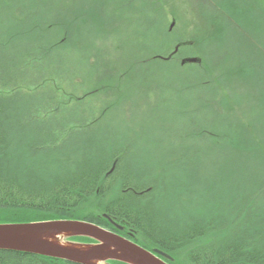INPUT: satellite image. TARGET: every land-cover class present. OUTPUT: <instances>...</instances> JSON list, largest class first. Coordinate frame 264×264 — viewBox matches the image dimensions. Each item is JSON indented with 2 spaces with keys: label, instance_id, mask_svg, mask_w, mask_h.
<instances>
[{
  "label": "trees",
  "instance_id": "1",
  "mask_svg": "<svg viewBox=\"0 0 264 264\" xmlns=\"http://www.w3.org/2000/svg\"><path fill=\"white\" fill-rule=\"evenodd\" d=\"M0 4L9 7L13 2L0 0ZM135 7L136 15L143 22L139 31L145 53L143 59L125 62L119 55L114 56L116 48L98 44L99 51L112 49V58H108L102 68L108 76L97 73L91 87L85 80V86L83 82L79 86L75 84L73 74L77 72L66 71L65 74L62 71L66 67V57L63 62L59 60L60 63L47 62L57 57V51L65 54V49L68 50L67 35L47 41L42 36L44 30L53 29L56 24L28 21L23 17L20 23H11L8 18L0 22V41L6 39L3 44L12 48L7 53V46L0 44V224L82 220L101 225L108 224L107 218H110L142 232L149 240L140 238L139 242L146 248L154 246L170 255L171 264H264L263 181L254 186L239 183L236 162L227 164L226 159L219 169V163L215 164L214 160L221 158L213 157L211 167L218 170L209 171L202 182L198 179L199 172L209 155L204 159L200 151H192L193 156H190L188 147L179 142L167 150L169 164L175 161L170 164L172 167L186 170L189 182L198 190H186V183H174V178L170 184L166 178L158 179L169 178L170 172L162 173L161 169L165 168H156V179L146 168L133 171L136 156L127 141L121 137L118 141L119 135L110 117L112 109L120 106L121 101L100 102L101 97L97 96L109 87L120 86L135 66L168 58L172 52L158 53L152 43L156 44V37L151 35L152 21L156 22V0H142ZM235 9L240 10L239 7ZM211 25L209 30L207 27L203 32L200 28L199 35L179 38L175 44L182 43L181 51L199 49L207 30L215 39L219 36L215 41L221 40L220 29L214 22ZM4 28L6 38L1 34ZM174 31L166 29L168 35ZM115 45L116 41L113 47ZM88 58L92 62L99 61L95 56L88 55ZM203 64L195 65L197 73L204 74ZM216 79L203 82L222 90ZM94 99L99 101V106L92 102ZM201 129L193 128L194 140L209 137L214 145L220 144L221 135ZM213 144L208 146L216 150ZM239 144L244 145L238 141L236 149L233 144H227L225 152L231 153L230 159H238V153L242 154ZM253 152H249L255 157L249 165L254 160L264 163V154ZM163 198L174 199L182 218L170 219L158 209V201ZM195 201L196 210L191 208ZM72 240L92 241L87 238ZM0 264L73 263L0 250Z\"/></svg>",
  "mask_w": 264,
  "mask_h": 264
},
{
  "label": "rangeland",
  "instance_id": "2",
  "mask_svg": "<svg viewBox=\"0 0 264 264\" xmlns=\"http://www.w3.org/2000/svg\"><path fill=\"white\" fill-rule=\"evenodd\" d=\"M139 1L142 0H12L13 4L9 7L0 4V22L8 18L11 23H20L23 17L28 21L56 24L53 29L44 30L42 36L47 41L67 35L70 51L65 49V54L57 51V57L47 62L60 63L66 57V67L62 71L65 74L66 71L77 72L73 74L75 84L79 86L85 80L90 86L97 73L108 76L102 68L108 58H112V49L116 48L114 56L119 55L125 62L141 60L145 55L139 35L143 22L135 11ZM156 6V22L152 21L151 35L156 37V44L152 43L158 53L172 51L179 38L199 35L200 28L203 32L207 27L209 30L211 22L216 23L222 34L221 40L215 41L219 36L215 39L207 30L204 44L199 49L186 48L173 61L156 59L144 66L137 65L123 78L120 86L109 87L97 96L101 97L100 102L111 99L121 101L120 106L112 109L110 117L119 135L118 141L120 137L127 141L136 156L133 171L140 172L146 168L156 179V168H165L161 169L162 173L170 172L169 178L162 176L158 179L166 178L169 184L176 179L174 183H186V190H198L189 182L186 170L172 167L170 164L175 161L169 164L167 150L179 142L188 147L190 156H193L192 151H200L204 159L209 155L199 172L198 179L202 182L205 174L216 172L223 167L226 159L227 164L236 162L237 182H246L251 186L264 182V163L254 160L249 165L255 158L249 152L264 154V0H156ZM237 7L240 10L235 9ZM173 20L176 21L175 31L168 35L166 29ZM6 31L5 28L1 30L2 38H6ZM4 42L0 41V44ZM98 44L109 45L112 49L99 51ZM4 45L8 48L6 52L10 53L11 46ZM99 53H102L100 58ZM88 55L90 58L95 56L98 63L92 62ZM190 56L203 58L201 69L204 74L197 73L194 65L180 64L179 60ZM94 63L97 65H92ZM216 78L222 90L203 82L205 79L217 81ZM99 101L94 99L92 102L99 106ZM193 128L197 131L207 128L217 136L221 135L222 139L219 138L218 142L216 138V142L221 144L222 141L223 145H214L209 137L194 140ZM238 141L244 144H239L242 154L237 156L242 163L238 159H230L231 153L225 152L228 151V143L237 149ZM209 142L218 151L210 149ZM213 157L221 160H214ZM212 160L215 164L219 163L218 168L211 167ZM196 203L191 206L192 209L196 210ZM157 205L170 219L182 218L174 199H160ZM100 226L108 230L116 229L109 222ZM141 240H147L145 235L141 236Z\"/></svg>",
  "mask_w": 264,
  "mask_h": 264
},
{
  "label": "water",
  "instance_id": "3",
  "mask_svg": "<svg viewBox=\"0 0 264 264\" xmlns=\"http://www.w3.org/2000/svg\"><path fill=\"white\" fill-rule=\"evenodd\" d=\"M172 23V29L175 26ZM179 50L175 47L174 53ZM198 57L185 58L182 64L200 63ZM90 238L96 243L71 241ZM0 250L23 252L64 260L73 264H169L172 257L161 250H149L95 223L81 220H47L0 224Z\"/></svg>",
  "mask_w": 264,
  "mask_h": 264
},
{
  "label": "flooded vegetation",
  "instance_id": "4",
  "mask_svg": "<svg viewBox=\"0 0 264 264\" xmlns=\"http://www.w3.org/2000/svg\"><path fill=\"white\" fill-rule=\"evenodd\" d=\"M110 223H112L114 225L113 221L112 222L110 221ZM116 223H118V222H116ZM118 224H119V226H117V228L115 227L116 229L111 230V231L118 233L119 235H121V236H123V237H125L131 241H134L138 244L140 243L138 239H140L141 236L144 235L142 232H140L138 229H135V227L129 226L128 224H121V223H118ZM147 240H149V239H147ZM140 245L146 247L145 244L143 245L140 243ZM147 248L150 250L156 249V247H154V246H152V247L148 246ZM115 264H117V263H115Z\"/></svg>",
  "mask_w": 264,
  "mask_h": 264
}]
</instances>
